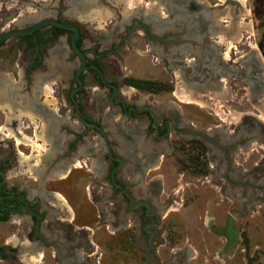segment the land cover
I'll list each match as a JSON object with an SVG mask.
<instances>
[{
	"label": "rangeland",
	"instance_id": "rangeland-1",
	"mask_svg": "<svg viewBox=\"0 0 264 264\" xmlns=\"http://www.w3.org/2000/svg\"><path fill=\"white\" fill-rule=\"evenodd\" d=\"M71 1L62 0L61 4L60 0H0V33L28 27L46 16L59 15L78 22L82 31L81 44L85 48L105 49L117 43L119 45L120 38L129 34L127 29L134 26L131 35L122 40L124 48L118 57L111 58L117 71L121 69L125 75L124 86L130 87L127 90L122 86V91L132 100L137 96L148 98L169 110L172 103L177 104L195 127L204 130L211 140L205 146L204 138H192L190 146L193 148H189V143L184 145L183 140L171 138L172 152L162 154L160 169L151 170L146 175V182L156 175L162 182L159 183L162 194L156 201L162 223L148 227L153 233L146 264H264V96L256 97L252 79L259 77L262 70L255 66L246 75L243 74L246 66L243 61L257 56L264 71V0H199V3L212 9L203 10V15L210 13L213 19L217 18L210 22L217 25V29H210L202 40L196 41L185 35V32L190 34L188 25L187 28L181 25L178 26L180 28L167 29L170 30L169 37L159 42L158 47L162 49L158 53L157 45L142 37L138 32L141 27L132 23L139 16L136 5L140 0H98L99 9L94 11V6L91 10L94 12L89 6L72 8ZM146 2H149L148 8L144 7L147 12H154V2L162 3L161 0ZM177 2L180 3V0ZM164 8L161 5V11L165 13L162 16L167 18L170 12ZM42 32L48 35V28ZM70 37V33L65 34L54 48L48 50V64L64 62V70L56 71V75L60 78L63 75L64 79L53 77V82L48 83L51 85L44 101L54 115L52 122L56 125V132L58 130L62 135V143L79 138L85 146H92V152L78 155L77 165L68 171L63 170V176L60 174L62 178L54 177L49 173L54 162L50 154L53 145L49 140L43 142L41 136L36 135L35 129L41 120L36 118L39 116H34L33 110L28 109L26 115L19 112L17 119L32 127L35 123L31 120H36L35 129L24 126L18 137L15 134L1 135L0 160H12L14 155L20 156V152L22 157L32 155L30 163L48 172L42 185L48 194L46 203L50 213L45 222L49 228H44L46 234L52 232L57 235L54 242L64 249L63 259L68 260L67 252L73 251L81 257L77 264H84L82 257L87 259L89 253L91 261L86 264H141L151 234L137 229L136 217L125 211L122 195L110 182L114 163L108 158L105 140L96 130L82 125L74 104L68 98L72 72L79 63V58L71 49ZM170 38L175 46L170 45ZM10 49H14L12 54L17 63L19 87L25 89L19 66L28 65L35 55L32 50L23 49L22 41L17 37L10 39L2 48L5 55ZM195 64H204L205 73L216 75L218 94L215 88H211V92L205 90L201 95L198 93L197 98L191 95L195 85L187 84V80L194 78L199 67ZM211 64L215 65L212 72ZM85 76L88 87L80 99L85 103L86 111L96 119L106 121L109 118L110 122H121L122 116L108 117L111 106L106 99L92 97L101 89L94 83L91 73ZM27 95L29 98V93ZM255 97L260 101L255 103ZM97 103L102 115L95 110ZM2 115L0 112V126L5 125ZM110 126L113 128V125ZM115 127L107 133L112 140L113 154L117 152L120 156L123 150L117 136L122 132L117 135ZM224 147L239 154L235 165L243 171L237 177L238 182H243L237 186L236 192L231 184L218 178L220 173L216 168L218 161L215 157H218L215 152ZM17 168L15 183L27 194L39 191L41 176L34 174L23 158ZM127 171H130L128 166L122 167L118 177L124 172L120 176L124 178ZM127 175L129 178L123 180L128 184L138 177L130 176L129 172ZM13 221L0 222V243L6 242L13 233L16 237L22 235L23 232L17 228L27 230L29 227L23 220L14 218ZM143 221L147 223L151 220ZM228 224L232 232L225 231ZM214 225H217V230ZM16 237L14 240L17 241ZM43 251L41 249L36 254L22 248L17 257L0 264H62L55 262L53 248H48L45 253ZM38 255L42 256L40 261L37 260Z\"/></svg>",
	"mask_w": 264,
	"mask_h": 264
},
{
	"label": "flooded vegetation",
	"instance_id": "flooded-vegetation-1",
	"mask_svg": "<svg viewBox=\"0 0 264 264\" xmlns=\"http://www.w3.org/2000/svg\"><path fill=\"white\" fill-rule=\"evenodd\" d=\"M60 1L62 4V0ZM94 1L95 2H93V0H72L70 5L72 8H86V6L92 8V6H95L96 10L94 9V11H97V9H99V4L97 2L98 0ZM177 1L178 0H161L162 3L160 4H158V2H154V4L152 3L153 7L155 8L154 12H147V10L144 8H148L149 5V2H146V0H140L137 2V11L140 12L139 16L135 17L132 23H137L138 26L141 27V30L138 32H140L142 37L144 36L146 40H148V42L152 45H157L158 47L161 40L169 37L168 33L170 30L167 29L181 25H183L184 28H187L186 25H188L190 34L185 32V35H188V38L192 37L190 38L191 41H196V39L202 40L210 29H217V25L211 24L210 21L208 22L212 15H203V10H212L207 8L205 4L203 5L202 2L199 3V0H180V3ZM161 5L165 8H168V12H170L168 16L169 18L162 16L165 13L161 11ZM180 7H183V9ZM46 18H55L65 23L74 24L79 28L77 42L79 47L85 53L87 67L85 70L78 72L79 68L81 67V59L71 46L73 30L65 29L58 25H44L31 33L15 36L13 35L2 40L0 43V112L3 114L2 116L4 118L3 121L5 125L0 126V136H9L15 134V136L18 137V135L21 134L20 129L24 126L35 129L34 127L37 123L36 120H33L34 122L31 120L32 123H35V126L32 127L30 124L25 125L24 122H20L19 119H17L20 113L26 115L28 109H31L34 111V116H39L36 118L41 120L39 121L40 125H37L38 127L35 129L37 132L36 135L38 134L41 136V140L43 142L49 140L51 145H53V150L50 154L52 157H54V162L53 166L51 167L52 171L49 173L54 175V177L62 178L63 170L68 171L69 168L77 165L75 161L78 155L81 153L92 152V146H85V143L80 142L79 138H75L74 140L70 139V142L65 144L62 143V135L58 133V130L56 132V125L52 122V120H54L52 119L54 115L52 112H50V108L44 101L48 86L51 85L48 83L50 81L53 82V77H57L62 80L64 79L63 75L62 78L56 75V71L64 70V62L56 61L53 65L48 64V50L54 48L57 45L56 42L60 38H64L65 34L70 33V46L73 52L79 58V63L75 71L72 72L73 76L72 80H70V91L68 98L70 102L74 104L77 118L83 123L82 125H84L86 129L92 128L96 130L104 140L105 135L108 137L112 156L117 158L113 159L107 151L108 158H111V161L114 163L111 170L110 182L120 193V195H122V198L125 202V211L129 212V214H132L131 217H136V228L140 230L143 229V231L149 232L151 234L149 238L150 242L153 231L149 228L154 225H161L162 223L160 218V210L158 208L159 204L156 202L158 201L159 196L162 194V188L159 187V183L162 182L160 176L158 175L146 182V175L151 170L160 169L159 160L162 154L172 152L171 138L176 137L181 139L183 140L184 145L189 143L188 147L193 148L190 146L192 143V138L197 137H200L201 139L204 138L203 141L205 146H208V140H210L208 134L204 130L196 128L195 124H193L191 120H189L188 117L182 112L181 107L176 106L177 104L172 103L170 105L172 107H170L169 110L167 109L168 107H164L163 104H155L148 98L142 99L137 96L132 100L127 96L124 90L122 91V86H124L125 82V75L121 69L117 71L116 66H114L111 61V58L114 56L118 57L121 50L124 48V45L121 44L122 40L125 41V39L129 37L128 35H131L134 26H131L127 29L129 34H126L120 38L118 41L119 45L117 43L111 48L106 47L105 49H98L95 47L89 49L85 48L81 44L82 31L78 22L70 18H63L59 15L57 17L46 16L40 20ZM216 19L214 17L213 20L216 21ZM40 20L22 29L32 27ZM45 28H48V35L47 33L43 34L42 32ZM14 30H20V28L5 30L3 33H0V37L5 33ZM153 32L162 35L157 36ZM14 37H17L22 41L23 49L32 50L35 55L34 59L31 60L32 62H28V65H18L20 68H22V78L24 80L22 83L26 90L20 88L21 82L17 81V63L14 54H12L14 49H10L12 51L9 50L8 55H5L4 50H2V48L5 47V44ZM169 40L170 45L172 44V46H175L173 39L170 38ZM53 42L54 44L49 47L48 45H51ZM10 45H12V43L8 44L7 46L11 47ZM161 49L162 48L158 47L156 53L160 52ZM256 58H247V60L245 59L243 61L246 64L243 74L246 75V73H248L255 66L260 71L262 70L259 77H254L252 79L255 83L254 88L256 91V97L257 95L263 97L264 75H261L264 72L262 69L263 65L261 64L262 61L259 56ZM6 60L7 64L5 63ZM202 61L205 62L206 60L202 59ZM195 65L199 67L194 74V78L187 80V84L193 83L195 85L192 92H190L191 95L196 96L195 98H197L198 93L201 95V92H204L205 90H209L211 92V88H215L216 93L218 94L219 81L217 80L216 75L210 73L209 76V74L205 73L207 71L204 69L206 68L203 66L204 64ZM214 66V64H211V72L213 71L212 69ZM86 73H91L94 83L99 86L98 89H101L99 94H94L92 97L96 98V100L106 99L108 106H111L108 117L118 118L122 116L121 122H110L109 118H107L106 121L102 119H96L90 116L89 111H86L85 103L80 99V96L88 87V80L85 76ZM124 88L127 90L130 89V87L127 85H125ZM27 93H29V98ZM256 97L254 98L255 103L260 101L257 100ZM77 104L82 117L93 125H87L80 119L77 112ZM98 104L99 103H97V108L95 110L98 112L97 114L102 115L100 109H98ZM49 120L51 122L50 124ZM122 123L126 126H123ZM104 125H106V127ZM110 125H113V128L116 125L115 128H117L118 131L116 132L117 135L119 132H122L121 135L119 134L117 136V141L120 143L123 150V153L122 155L120 154V156L117 155V152H114L115 154H113L114 148L111 143L112 140L107 133L114 130ZM102 129L105 131V135L102 133ZM61 131L63 132L64 130L62 129ZM78 135L82 136V134ZM22 137L23 136L21 135V138ZM200 142L202 141L200 140ZM59 143L61 144L58 147ZM212 143L215 144L216 142L212 141ZM105 144L107 147L106 141ZM219 151L215 152V155L218 157H215V159L218 161L216 168L220 173L218 178L220 177V179H222L225 183H228L229 185L231 184L233 191L236 192L237 186L243 182L241 179V182H238L237 179V177L241 176V172H243L241 171L240 166L235 165L236 157L239 156V154H236V152L232 153L231 150L226 149L225 147L221 149L219 148ZM19 154L20 156L14 155L12 160L11 158H5L3 161L0 160V222H14V218H17L20 221L23 220L25 223L27 222L29 227L27 230H22L20 227L17 228L18 231L23 232V234L19 236H22L21 239L16 237V234L13 233L11 237L6 240V242L0 243V262L5 260L9 262V260L14 259L18 256V253H20L22 248H28L36 254H38L39 250L41 249H43V252L45 253V250L48 248H53L55 251L54 257L56 263L62 262V264H77L81 258L79 253L68 251V260L63 259L61 255L64 256V249L58 246L59 244L54 242V240L57 238V235L52 232L51 234H46L45 232L44 227L49 228L45 222L48 221V216L50 213L48 204L46 203L48 194L42 185L43 180L47 176L48 172L43 168L40 170L36 164L30 163L32 162V155L26 156V158L22 157L20 152ZM15 158L17 160H15ZM22 158L29 169L34 170V174L41 176V186L39 187V191H36L35 193L31 191L29 194H27V192L21 189L19 184H16L14 181L18 171L17 165L21 164ZM97 159L100 160L101 158L97 157ZM124 165L126 168L128 166V170L130 169V171H127L129 172L130 176H138L135 180L130 178L131 180L129 184L127 181L125 182V180H123L126 177L129 178L127 172L125 173L124 178H120L124 172H122L118 177V172L122 167H125ZM16 168L17 170L14 171ZM43 171L44 173H42ZM61 173L62 176L60 175ZM58 174L60 176H58ZM66 174H68V172ZM113 174L115 176L114 179ZM155 208H158V210H155ZM126 212L123 213L121 217H124L123 215L126 214ZM143 219H148L151 221L146 223L143 221ZM225 231L232 232L229 224L227 225V228H225ZM15 237L17 238V241L14 240ZM150 248L151 246H148L145 253H148ZM229 248H231V245H229ZM38 256L40 259L38 257L37 260L40 261L42 256ZM90 256L91 255L89 253L87 254V259L82 257V262L91 261L89 258ZM146 260L147 257L145 254L144 261H142L141 264L148 263L149 255L148 260ZM85 262L83 263L86 264Z\"/></svg>",
	"mask_w": 264,
	"mask_h": 264
},
{
	"label": "water",
	"instance_id": "water-1",
	"mask_svg": "<svg viewBox=\"0 0 264 264\" xmlns=\"http://www.w3.org/2000/svg\"><path fill=\"white\" fill-rule=\"evenodd\" d=\"M48 24H54V25H58L60 27H63L65 29H70V30H73V35H72V38H71V46L72 48L75 50V52L80 56V59H81V67L79 68L78 72H81L83 70H85V68L87 67L86 66V57H85V53L83 52V50L79 47L78 45V42H77V39H78V35H79V28L74 25V24H71V23H65V22H62V21H59L55 18H46V19H43V20H40L37 24H35L34 26L30 27V28H27V29H20V30H14V31H11V32H8V33H5L4 35H2L0 37V43L2 40H4L5 38L9 37V36H15V35H23V34H27V33H31L33 31H35L36 29L44 26V25H48ZM76 101V100H74ZM77 112H78V115L80 117V119L87 125H93L92 123L86 121L82 115L80 114V110H79V106L77 104ZM95 125V124H94ZM96 126V125H95ZM102 133L105 135V131L102 129ZM105 141L107 143V147H108V152H109V155L112 156V152H111V146H110V142H109V139L108 137L105 135ZM113 159H117L116 157L112 156ZM120 159V158H118ZM115 178L114 174H113V179ZM161 222V220H160ZM149 247L151 246L152 244V240L150 239V242H149ZM146 257H147V260H148V253H146ZM146 260V261H147ZM145 261V262H146ZM143 262V263H145Z\"/></svg>",
	"mask_w": 264,
	"mask_h": 264
},
{
	"label": "bare ground",
	"instance_id": "bare-ground-1",
	"mask_svg": "<svg viewBox=\"0 0 264 264\" xmlns=\"http://www.w3.org/2000/svg\"><path fill=\"white\" fill-rule=\"evenodd\" d=\"M152 5V4H151ZM94 6H92V8H93ZM150 7V6H149ZM92 8H90V10H92ZM149 10H151V9H149ZM153 10V9H152ZM229 11V10H228ZM153 12V11H152ZM210 14V13H209ZM214 15V14H213ZM211 22L212 21V23L214 22V20H213V18H212V16L210 17V19L208 20V22ZM214 228L217 230V225H214ZM219 231H221L220 229H218ZM231 245V244H230Z\"/></svg>",
	"mask_w": 264,
	"mask_h": 264
}]
</instances>
